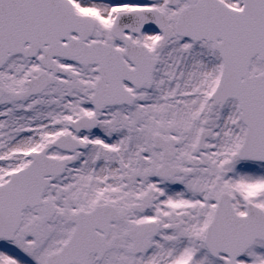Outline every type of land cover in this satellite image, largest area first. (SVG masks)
Returning <instances> with one entry per match:
<instances>
[{
    "label": "snow or ice",
    "instance_id": "6c2138e0",
    "mask_svg": "<svg viewBox=\"0 0 264 264\" xmlns=\"http://www.w3.org/2000/svg\"><path fill=\"white\" fill-rule=\"evenodd\" d=\"M0 264H264V0H0Z\"/></svg>",
    "mask_w": 264,
    "mask_h": 264
}]
</instances>
